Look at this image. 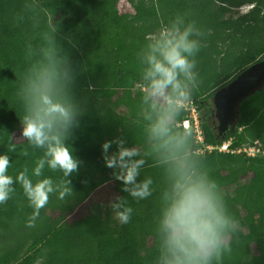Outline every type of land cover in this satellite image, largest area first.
Masks as SVG:
<instances>
[{
    "label": "trees",
    "instance_id": "trees-1",
    "mask_svg": "<svg viewBox=\"0 0 264 264\" xmlns=\"http://www.w3.org/2000/svg\"><path fill=\"white\" fill-rule=\"evenodd\" d=\"M34 2L44 14L51 15L50 23L37 24L29 12L30 4L25 0H9L10 4H5L7 7L0 2V154L15 145L16 150L8 152L12 159L8 174L15 178L27 168L34 183L41 178L34 176L32 169L36 161L44 157L45 150L35 148L24 139L16 141L14 135L21 130V121L28 113L29 79L35 70L48 63L45 53L55 47L58 56L70 60L76 77L71 85V96L81 115L69 143L82 164L79 174L70 177L72 187L77 186L75 197L56 205L59 215L43 222L44 235L14 264H36L45 249L46 264H157L162 243L158 232L162 194L169 185L165 166H153L157 152L148 139L147 130L140 127L138 132H133L131 118L120 122L106 110L105 104L117 95L115 89L118 88L133 96L130 103L141 104L146 92L138 90L132 95V91L140 84L147 86L148 81L143 79L144 74L120 63L117 56L113 77L119 87L112 90L102 58L95 57L93 49L88 47L86 53L80 52L61 31L72 26L88 39L82 30L79 12L70 8L67 0ZM245 4L253 5L247 13L238 18H224L233 6ZM183 7L192 13L179 25L180 29L194 24L200 33L192 36L200 42L201 48L190 58L197 61L194 71L198 76L197 86L189 84V98L203 114L200 118L203 143L198 142L196 133L190 130L187 152L191 158L201 161L218 181L231 212L241 225L233 238V252L225 257L224 264H264V154L249 157L246 153L205 150L207 146L230 142V150L237 151L246 143L253 146L256 141L264 150V89L241 102L235 128L223 134L216 131L209 101L218 89L264 57V0H200L191 6L184 3ZM173 21L174 17L166 23L172 27ZM97 80H102L100 89L90 90V83ZM119 101L115 103L118 105ZM150 105L151 100L144 102L131 111L132 115L138 112L146 119H152L154 112ZM186 116L181 107L172 122L174 133L187 135L182 126L188 120ZM115 136L130 141L127 146L135 147L145 159L140 179L153 178L151 197L140 201L128 197L121 191V183L113 179L112 169L105 167L102 144ZM24 151L27 156L22 154ZM43 176L52 177L56 182L65 179L62 173L53 172L47 164ZM108 184L112 188L105 193L104 187ZM14 187L13 197L6 205H0V233L8 232L21 213L33 212L22 187L18 183ZM117 195L127 197L134 209L127 224L116 220L108 207ZM56 196L58 194L51 196L49 202ZM78 210L80 214H77ZM10 256L6 253L0 264H9Z\"/></svg>",
    "mask_w": 264,
    "mask_h": 264
},
{
    "label": "clouds",
    "instance_id": "clouds-1",
    "mask_svg": "<svg viewBox=\"0 0 264 264\" xmlns=\"http://www.w3.org/2000/svg\"><path fill=\"white\" fill-rule=\"evenodd\" d=\"M194 34H200L194 24L183 30L174 25L150 44L143 75L148 81L144 102L151 100L150 107L156 113L147 128L148 139L157 152L153 166L164 165L169 179L162 194L158 227L162 243L157 264H224L225 257L233 252V238L241 230L218 181L201 161L188 155L191 133L185 129L187 135H182L172 129L178 110L189 99V84L197 86L198 73L194 71L197 61L190 58L200 51L201 44L191 38ZM45 55L48 63L35 70L28 82L30 104L21 121L20 133L27 143L45 150L44 157L32 169V174L41 178L34 183L27 168L15 178L8 174L12 163L8 152H14L15 145L0 154V205H6L13 197L14 185L18 183L33 209L27 227L36 226L51 196L58 194L59 199H64L74 194L70 177L79 174L82 164L69 143L81 115L71 96V85L76 79L74 70L68 58L58 56L55 47ZM113 144L115 151H110ZM22 154L28 155L27 151ZM102 156L105 167L112 169L113 179L121 183V191L128 197L140 201L153 195V178L140 179L146 161L135 147H128L124 139L116 138L102 144ZM45 164L53 172L62 173L65 179L56 182L52 177H44ZM108 207L121 224L131 221L134 209L127 197L115 196Z\"/></svg>",
    "mask_w": 264,
    "mask_h": 264
},
{
    "label": "rangeland",
    "instance_id": "rangeland-1",
    "mask_svg": "<svg viewBox=\"0 0 264 264\" xmlns=\"http://www.w3.org/2000/svg\"><path fill=\"white\" fill-rule=\"evenodd\" d=\"M32 1L33 3L31 4L30 0H25V2L30 4L29 12L32 13V18L37 21L36 23H50L51 15L49 13L44 14L42 9L38 8L34 0ZM196 1L200 0H67L70 8L79 12L82 30L88 35V39L86 40L83 35L76 32L72 26H69L67 29H62L61 31L80 52L86 53L85 48L88 47L89 49H93V55L95 57L102 58L108 70L107 79L113 86L112 90H114V88L119 87L114 83L115 80L113 77V72L117 68V56L118 61L126 65V67L144 74L147 68L146 57L150 51L149 45L155 43L169 30H172L174 25L179 26L186 17L190 16L192 12H187L188 8L183 7V4L186 3L191 6ZM0 2L2 5L10 4L9 0H0ZM216 5L218 6V3H216ZM3 7L7 6L5 5ZM252 7V4H245L239 7L233 6L232 9L225 14L224 18H238L247 13ZM172 17H174V21L171 24L172 27H170L167 25L166 21ZM98 44H102V47H97ZM242 60L243 59H241V61ZM90 84L92 85L89 88L90 90H98L101 87L102 80H97L95 83L92 82ZM115 90H117L118 93L114 95L111 102L105 103L106 110H109L120 122L124 119L127 120L131 118L133 121V132H138L140 127L146 131L149 124L155 120L156 113L154 112V116L151 120L146 119L144 115L138 112L132 115L133 112L131 111L134 108L144 105V102H140L141 104L137 102L130 103V99H132L133 96L130 97V95L125 94L124 89L118 88ZM138 90L147 93L148 88L140 84L133 89L132 95H135ZM118 99H120V101L117 105L115 102ZM209 101L212 103V99ZM115 105H117V107H115ZM182 108L187 113L186 118L190 121H195V119H197L200 126V118L203 114H201L197 106H195L191 98L183 104ZM122 129H119L121 134L123 133ZM183 129H185L184 126ZM21 130L14 135L16 141L23 140L20 136ZM115 137L120 138L119 136ZM115 137H112V140H114ZM125 141L127 146V143L130 141L126 139ZM248 145L249 143H246V145L241 148L248 147ZM115 148L116 145H113L110 151H115ZM213 160L216 163V159ZM90 166L92 168V165ZM76 188L77 186L73 187L74 194L72 196L65 197L64 199H59L58 196H56L49 202L48 205L42 209V213L36 220L35 227L26 226L29 216L31 215L30 213L24 212L18 215L11 229L6 233H0V261L4 259L6 253H10L11 255L8 259L9 264H14L21 259L28 252L33 243L44 235L45 231L41 228L43 222L49 221V219L59 215L56 205L74 198ZM104 188L107 190L105 193H108L112 187L108 184ZM104 196L106 197V194H104ZM78 213L80 214L81 212L79 211L77 214ZM33 231H35V234H33ZM41 256V259H39L36 264H46L48 259L46 249Z\"/></svg>",
    "mask_w": 264,
    "mask_h": 264
},
{
    "label": "water",
    "instance_id": "water-1",
    "mask_svg": "<svg viewBox=\"0 0 264 264\" xmlns=\"http://www.w3.org/2000/svg\"><path fill=\"white\" fill-rule=\"evenodd\" d=\"M264 89V57L242 70L231 82L216 91L212 108L220 134L232 131L241 102Z\"/></svg>",
    "mask_w": 264,
    "mask_h": 264
},
{
    "label": "built area",
    "instance_id": "built-area-1",
    "mask_svg": "<svg viewBox=\"0 0 264 264\" xmlns=\"http://www.w3.org/2000/svg\"><path fill=\"white\" fill-rule=\"evenodd\" d=\"M184 128L190 132V129L196 133L197 135V140L200 143H203V136H202V130L201 127L199 126V121L195 119V121H185L183 124ZM230 142L224 143L223 145L220 146H207L205 150H208L210 152L214 150H218L219 152H232V153H246L249 157H254L258 154H264V150H262V145L260 142L256 141L253 146H248L244 148H240L237 151H232L230 150ZM204 150L201 151L203 153Z\"/></svg>",
    "mask_w": 264,
    "mask_h": 264
},
{
    "label": "flooded vegetation",
    "instance_id": "flooded-vegetation-1",
    "mask_svg": "<svg viewBox=\"0 0 264 264\" xmlns=\"http://www.w3.org/2000/svg\"><path fill=\"white\" fill-rule=\"evenodd\" d=\"M214 117H215V114H214ZM215 125H216V131H217V126H218V122L216 120V117H215ZM218 132V131H217ZM219 133V132H218ZM220 134V133H219Z\"/></svg>",
    "mask_w": 264,
    "mask_h": 264
}]
</instances>
